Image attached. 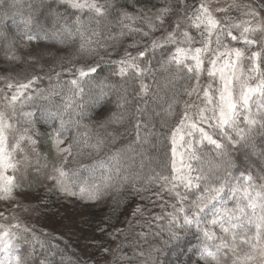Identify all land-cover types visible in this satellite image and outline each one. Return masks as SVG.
Instances as JSON below:
<instances>
[{
    "label": "snow or ice",
    "instance_id": "snow-or-ice-1",
    "mask_svg": "<svg viewBox=\"0 0 264 264\" xmlns=\"http://www.w3.org/2000/svg\"><path fill=\"white\" fill-rule=\"evenodd\" d=\"M58 3L66 6V10L72 9L73 18L69 21L49 4L48 11L54 16V22L48 29L35 18L31 5L25 13L22 0H0V21L11 20L16 29L15 34H10L6 26L0 27L5 58L19 61L16 37L28 42L39 39L34 29H39L45 39L61 43L71 39L78 43L76 53L81 58L100 55L101 48L107 52L108 41L136 34L149 38L150 42L143 48L135 40L129 45L137 49L135 54L125 50L118 60L108 62L116 65L113 75L139 82L137 95L141 98L149 94L150 86L144 79L153 72L151 65L157 51L160 70L185 80L182 92L173 93L166 110L167 116L176 118L167 135L172 174L157 172L147 178L146 186H138L139 175H129L119 153L92 165L80 162L85 149L99 155L105 140L99 136L94 139L89 131L80 130L87 126L82 123L84 105L77 101L86 94L90 99L103 98L108 95L105 89L114 87L104 81L97 84L93 74L100 61L93 59L86 66L73 64L63 68L61 65V71L48 77L47 89L35 87L42 79L40 76L18 83L0 77L5 81V86L0 87V200L14 199L17 189L22 188L16 173L21 165L27 169L29 150L36 153L37 160L42 158L35 138L39 134L35 129L39 113L48 121H58V126L49 133L59 158V163L53 164L47 175L54 182L51 190L93 202L110 191L124 190L147 199L153 206L160 200L168 204L165 195L173 197L174 203L169 205L173 211L153 217L156 221L166 219V225H158L160 233L167 234L166 246H178L194 229L201 241L198 252L204 264H264V184H257L251 173H241L239 177L230 172L210 175L196 163L202 159L205 142L214 146L219 156L227 154L225 139L233 147L243 141L242 146H250L254 153L252 137L257 133L264 135V0L247 4L237 0H156L151 7L137 8L135 13L117 9L114 0H58ZM114 28L118 29L116 34L112 32ZM158 31L162 34L153 38ZM253 46L257 50L247 55ZM65 73L67 80L62 79ZM169 83L175 87L173 79L165 88ZM92 87L99 91L92 93ZM124 93L120 99L126 103L127 89ZM181 96L187 98L181 99ZM55 97L61 102L57 103ZM41 100L47 103H39ZM177 105L181 107L177 109ZM144 111L140 107L136 109L137 113ZM135 127L136 141L140 142L139 120ZM11 130H18V135L10 145ZM217 134L221 139L214 138ZM65 140L69 143L61 147ZM129 150L134 151L131 145ZM17 152L24 155L17 159ZM260 155L264 157V152ZM70 164L76 166L68 167ZM227 166L233 165L228 162ZM162 168H167V164L162 163ZM9 171L13 174L7 175ZM85 172L87 176L82 175ZM258 179L264 180V170ZM152 185L158 191H153ZM149 192L155 199L144 195ZM119 203L117 199V206ZM22 232L33 233V239L29 241ZM23 245H28L30 250L25 252ZM159 252L160 249L141 250L134 252L133 257L121 259L140 256L143 259L139 264H158ZM54 256L27 225L18 220L0 223V264H55ZM37 257H40L38 261Z\"/></svg>",
    "mask_w": 264,
    "mask_h": 264
},
{
    "label": "trees",
    "instance_id": "trees-1",
    "mask_svg": "<svg viewBox=\"0 0 264 264\" xmlns=\"http://www.w3.org/2000/svg\"><path fill=\"white\" fill-rule=\"evenodd\" d=\"M101 2H104V0H101ZM114 2L117 9L135 13L137 8L151 7L152 4L156 3V0H114ZM22 3L24 6H28L31 2ZM56 7L63 9V11L60 12L63 14L66 12V17L71 21L73 18L71 15L72 9L66 10V6L60 4ZM25 9L26 8L23 7V10ZM31 10L37 12L35 8ZM35 18L38 20V17L35 16ZM8 21L12 22L11 20ZM46 24L47 23H42L41 25L50 29L51 25H49V23ZM7 29L10 34H14L16 31L15 25L12 28L7 27ZM34 32L38 34L39 29H34ZM112 32L116 34L118 29L114 28ZM38 35L42 36V34ZM159 36L160 35L157 37ZM153 38H155V35H153ZM134 40L141 45L150 42L149 38H141L139 34L122 37L116 41H108L110 46L107 52L101 48L100 55L91 58H81L77 53L73 55L72 51L76 52V50L71 49V46L78 47V43H74L71 39L63 43L53 39L52 42L49 39L46 40L43 38L28 42L26 39L21 41L17 36V45L19 54H25L26 56L29 54L28 50L37 44L36 42H38V44L40 42L56 43V45L64 49L62 50L63 52H70L73 55L69 56V59L61 64L63 68L72 67L73 64L76 67L86 66V64L91 63L93 59L100 61L97 72L93 74L97 84H99L100 81H104L106 84L113 85L114 87L106 88L105 91L108 95L103 98L94 97L90 99L89 94H86L82 99H78L77 102L84 105L82 123L87 126V128H81L80 130L89 131L94 139L97 136L104 138L105 147L99 155L92 152L90 149H85L84 154L79 157V160L84 165H92L96 161L106 160L107 156L110 154L119 153L122 158L121 162L128 170L129 175H139L140 179L137 181V185L146 186L147 178L155 175L157 172L163 171L168 175L172 174L171 144L167 135L170 128L174 126L173 120L176 118L167 116L166 110L167 103L173 93L180 94L182 92L185 80L179 77L174 78L172 73L160 70V55L159 51H157L156 57L152 60L153 66H151L154 75L151 74V78L144 79V83L150 86L149 94L142 98L138 96L137 94L140 91L139 82L128 80L127 78L122 80L120 76L113 75L116 65L108 62L110 60H118L124 55L125 50L129 51L132 49L129 45H131ZM0 44L2 45L1 42ZM101 56H103V60H101ZM149 58H151V53H149ZM29 60L31 62L29 61V63L24 64L22 68H16L19 66L17 61H9L8 59L0 58V72L4 73V76L7 77L10 75V73H7L9 70L12 73L15 71L14 74H17L18 70L27 68V66L35 68L33 58L29 56ZM61 65L52 67L51 70H49L52 74L48 72V70L36 71V74L42 77V79L37 82H47V89L50 83L48 77H54V72L60 71ZM15 78L18 79L19 76L16 75ZM62 79L67 80L69 77L65 73ZM173 79L175 87H172V84L169 83L168 87L165 88V84ZM4 82L5 81H2L3 84ZM160 82H162V86H159ZM52 83H55L54 78ZM4 86L5 85H3V87ZM124 89H127L126 103H123L120 99L121 96L125 95ZM98 91V88L92 87V93ZM65 94H68L67 90H65ZM158 97L161 98L162 103L156 106ZM186 98L187 97L181 96V99ZM54 99L57 103L61 102L59 97H55ZM39 103L46 104L47 102L41 100ZM121 103H123V107L120 106ZM137 107L143 108L145 110L144 112L149 115L154 111L162 112V110L165 115L162 116L155 113L153 119L155 123L151 125L150 122L146 121L144 116L142 119L141 113L136 112ZM176 107L179 109L181 106L177 105ZM77 111H79V109H77ZM126 112H128V117L123 120V125H120L118 123L119 115ZM137 116L138 119H136ZM68 118L69 117L66 115L65 119ZM76 119H79V117H76ZM137 120L141 122L140 142L136 141L135 125ZM36 121L35 129L39 133L35 137L38 141L36 148H38L41 155L46 158L45 162H47V165H53L52 162L54 161L58 164L59 158H57L55 149L49 138V133L52 132L53 127L58 126V121L55 123L48 121L40 116L39 113H37ZM121 128H124V130L122 129L119 132ZM127 130H129V133L126 132ZM214 138L218 140L221 139L218 134L215 135ZM118 140L122 141V145L116 146L112 144ZM129 140L130 142H128ZM223 142L227 145V154L225 156L217 155V150L214 146L205 144V149L202 151V159L196 162L197 165L202 167L204 171L210 175L216 174L222 176L225 175L226 172H230L239 177L241 173H251L257 184H264V180L258 179L261 175V170H264V161L262 163L255 157L248 156L249 152H253L252 148L250 146H242L244 145L243 141L236 144L235 147L228 144L226 139ZM68 143L69 140H65L64 145H61V147L66 146ZM252 144L255 145V152L258 154L264 152V135L257 133L252 137ZM130 145L134 151L129 150ZM228 162H231L233 166L228 167ZM162 163H166L167 168H162ZM75 166L76 165L71 164L68 165V167ZM82 175L87 176L88 173L85 172L82 173ZM98 175L99 170L97 171V176ZM39 176L40 175H38L37 178ZM17 181L22 184V188L17 189L21 194L29 193L37 185L41 187L43 196L41 203L45 204L44 208L48 211L47 214L50 215L51 212L53 213L52 217L54 220L49 219L48 224L55 223V225H58L57 222L59 221L65 223V232L67 236H63L61 231L53 233L58 228L53 230L45 224L41 225V229H38L39 225L33 226L41 232H39L40 234L46 236L55 234L54 239L48 240L45 238L46 236L44 237L34 231L35 237L44 243L45 249L55 253V264H62V258L63 264H99L106 259L109 261L108 264H139L143 259L140 256H136L131 260L121 259V257H133L134 252H139L141 250L148 252L154 249H160L158 253V264H204L198 252V245L201 241L197 238L194 229L184 236L178 246L165 245L167 234H161L158 225H166V219L156 221L153 217L162 216L165 212H172L173 209L169 205L174 203L173 197L165 195V200L169 201L168 204H165L164 200H160L157 201L156 206H153L147 199H142L139 195H133L128 191L122 190L120 193L110 191L108 194L93 202L75 197H66L58 191H51V185L47 187V191L51 192H45L43 189L44 183L41 182L28 185L26 181L19 178ZM152 189L153 191H158L155 185H152ZM60 195L62 196V201H60ZM144 195L152 197L151 192L145 193ZM63 197H65V199ZM152 198L155 199L154 197ZM117 199L120 201L119 206L116 204ZM161 204L164 205L163 208L160 206ZM103 207L104 210L102 212L101 209ZM137 208L141 211L137 212ZM43 213L46 214V212ZM216 231L219 230L217 229ZM21 234L26 236L29 241L33 239V233L31 232H22ZM116 241L117 249L114 255L110 257L111 249ZM19 242L23 243L22 241ZM36 247L39 250V244H37ZM23 248L25 252L30 250L28 245H23ZM105 249L109 251L106 252ZM178 249H180L179 252ZM153 255H157V253L153 252ZM39 258L40 257H37V261Z\"/></svg>",
    "mask_w": 264,
    "mask_h": 264
},
{
    "label": "rangeland",
    "instance_id": "rangeland-1",
    "mask_svg": "<svg viewBox=\"0 0 264 264\" xmlns=\"http://www.w3.org/2000/svg\"><path fill=\"white\" fill-rule=\"evenodd\" d=\"M22 2H31L30 4H28V6H24L26 9L24 10L25 13L29 11V6L31 5V9L35 8V11L37 10V12H33V14L38 17V20L40 21V24H44V23H49V25L52 26V23L54 22V16L49 13L48 11V5L51 4L53 9H57L58 7V0H22ZM191 2V0H190ZM198 2V0H197ZM223 2V0H222ZM238 3L241 4H247V3H255L257 2V0H237ZM57 4V5H56ZM59 11H63V9L58 8ZM38 14V16H37ZM64 15L66 16V12L64 13ZM217 15H222V13H218ZM238 18H243V17H239L238 14H236ZM46 24V25H47ZM6 26V30L8 31L7 27H14L12 22L7 21H0V27H5ZM15 34V33H14ZM41 34V33H38ZM153 35H155V37H157L158 35H161V32H155ZM40 38H43V35L40 36ZM17 40V37H16ZM47 40V39H46ZM50 41H52V39H49ZM53 42V41H52ZM52 42H45V43H39L36 42L37 44L34 45L32 48H30L28 50V55L25 56V54H19L18 51V45L17 46V55H19L21 57V59L19 61H17V63H19L16 68H22V66L24 64L29 63V56L33 58V63L35 64V68L34 67H29L27 66V68H23L21 70L17 71V74L12 73L10 70L7 73H10V75H8L7 77H11L10 79L13 81H26L27 79H30L32 76H38L36 74V71L38 70H48V72H50L52 74L51 68L54 66H59L61 65L63 62H65L67 59H69V56H71L72 54L70 52H63L62 50H64L61 46L56 45V43H52ZM2 43V42H1ZM18 44V42H17ZM144 45L139 44L140 48H143ZM241 47H243V45H240ZM29 47V46H28ZM71 49L76 50L77 47L71 46ZM136 48H132L129 50V52H132L133 54H135L136 52ZM257 50L255 46H253L251 49L248 50V52L246 53L247 55L251 54V51H255ZM73 55L76 53L74 51H72ZM31 54V55H30ZM72 55V56H73ZM0 58L3 59L5 58L4 55V49H3V44H0ZM24 58V59H23ZM55 58V59H54ZM6 59V58H5ZM10 61V60H9ZM31 62V61H30ZM31 64V63H30ZM153 66V65H151ZM31 68V69H29ZM61 71V70H60ZM151 74L154 75V73L152 72ZM151 74H148L145 79L147 78H151ZM19 76L18 79H16L15 77ZM15 76V77H14ZM0 77H5L4 73L0 72ZM206 80V77H205ZM3 80H0V87H3V85H5L2 83ZM14 83H18V82H14ZM159 86H162V82L159 83ZM35 87L37 88H45L47 87V82H40V83H36ZM162 103V100L160 97L157 98V104L156 106H159ZM157 113L159 115L164 116L165 113L162 110V112H152L151 115L147 114L146 112L141 113L142 115V119L143 116L145 117L147 122H150L151 125H154V114ZM135 116V115H134ZM128 117V112L124 113V114H120L119 115V124L123 125V120H125ZM135 118V117H134ZM136 119H138V116L136 117ZM142 119L140 118V120L142 121ZM123 127V126H121ZM206 130L211 131V129H208L207 126L205 125ZM124 130V128L119 129L120 130ZM22 130V129H21ZM126 132L129 133V130H127ZM18 135V130H11L9 132V144L11 145L12 143H14V138ZM130 142V140L128 141ZM127 142V143H128ZM113 145H122V141L118 140L115 143H112ZM206 144V142H205ZM124 145V143H123ZM37 152L40 154V156L42 157L41 159L37 160L36 157V153H32L29 150V157H30V163L27 167V169L24 168L23 165L20 166V171L16 173V178L21 179L23 181H26L28 183V185H32V184H38V183H44V190L45 192H51V191H47V187H49V185H53V181L47 179V175L49 173H51L52 171V166L53 165H47V167H44L45 165V157L43 155H41V152L38 148ZM24 155V153H20L17 152L16 153V157L21 158ZM247 155V154H245ZM248 156H252L255 157L259 162L264 161V157H262L260 154H258L257 152L253 153V152H249ZM177 162L179 163V157L177 158ZM52 164H56V161L52 162ZM13 173L11 171H9L7 173V175H12ZM29 175V177H28ZM34 177H33V176ZM40 175L38 178L37 176ZM35 178V179H34ZM39 180V182H38ZM60 201H62V196L60 195ZM65 199V197H63ZM43 200V196H42V189L39 185H37L36 187H34L33 190H31L29 193L27 194H21V192L16 191L15 193V198L8 200V201H4V200H0V213H3L4 216H0V223H4V224H8L10 222H15V221H19L22 225H27L28 227H30L31 229H33L36 232H40L38 229H41V225L45 224L46 226H49L51 229L55 230L56 228H58L56 231H61L63 236H67L66 232H65V223L64 222H57L58 225H55V223L52 224H48L49 223V219L50 220H54L52 217V212L51 214H47V210L44 208L43 203H41V201ZM102 212L104 210V207L101 209ZM43 212H46V214H44ZM8 217V219H5L4 217ZM39 225V228H35L33 226ZM13 231H21L20 229H13ZM41 233V232H40ZM39 233V234H40ZM42 236H46L43 234H40ZM54 235L55 234H49L48 236H46L45 238L48 240H52L54 239ZM40 241V240H39ZM117 249V241L116 243L113 245L111 252H110V257L112 255H114L115 251ZM180 249H178L179 252ZM102 264H108L109 261H107V259L103 262H101ZM99 263V264H101Z\"/></svg>",
    "mask_w": 264,
    "mask_h": 264
}]
</instances>
